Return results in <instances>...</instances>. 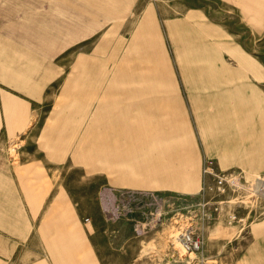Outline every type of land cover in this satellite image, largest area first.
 Wrapping results in <instances>:
<instances>
[{
    "label": "rangeland",
    "instance_id": "rangeland-1",
    "mask_svg": "<svg viewBox=\"0 0 264 264\" xmlns=\"http://www.w3.org/2000/svg\"><path fill=\"white\" fill-rule=\"evenodd\" d=\"M223 4L225 20L214 22L173 0H0L10 33L0 31V143L22 194L0 206V247L9 240L0 264H264V213L251 203L247 223L196 220L201 251L178 238L196 219L187 199L204 156L264 186V165L233 164L249 154L237 147L223 165L210 147L209 133L260 125L251 87L231 86L250 80L264 96V2ZM226 43L256 61L259 79ZM160 70L173 78L177 119L160 101ZM21 81L45 98L17 146L1 95L28 107L32 96L7 84ZM60 138L70 143L58 151Z\"/></svg>",
    "mask_w": 264,
    "mask_h": 264
},
{
    "label": "crops",
    "instance_id": "crops-1",
    "mask_svg": "<svg viewBox=\"0 0 264 264\" xmlns=\"http://www.w3.org/2000/svg\"><path fill=\"white\" fill-rule=\"evenodd\" d=\"M170 1V0H169ZM172 1V0H171ZM176 1V3L179 6L187 7L190 9L195 10H201L205 13V15L209 16L210 19H212L214 22L225 20V13L222 12V6L224 5V0H173ZM264 2V0H262ZM264 6V4H263ZM0 20H2L0 24V31L5 32L6 34L9 33V24L8 19L3 18L0 16ZM141 21L145 25H148L149 21V15L144 14L141 17V20L137 26V31H141L144 29L143 26H141ZM256 21V19H255ZM18 31V30H17ZM23 40L24 35L21 34ZM22 41V40H21ZM23 42V41H22ZM227 44V52L229 55L233 56L235 62L242 68H245L246 70L250 71L252 76L254 78L259 79L260 78V66L256 63V61L248 54H246L241 48H239L236 45L226 43ZM50 65V64H48ZM47 69L51 70L50 66L47 67ZM232 73V72H231ZM157 75L160 76L158 78V85L160 86L161 92L163 91V94L161 96L162 102H164L167 105V116H176V110L178 108V105L176 104V94L173 91V78L172 76L168 75L163 70H160V74L157 73ZM231 78L232 75L230 74ZM230 78V79H231ZM3 81H6L3 79ZM8 85H13L15 90L18 92H21L24 95H30L32 96V103H28V107L26 106L23 99H18L17 97H9L5 94L1 95V113L3 120L7 126V135L6 138L9 139V141H16L17 144L19 143V140L22 139V136L26 134V131L30 127L32 123V119L34 118L35 112H38V107L41 101L44 100L45 95H36L35 92H32V90L27 91L21 82L13 83V82H7ZM257 85L253 84L250 80H245L241 84H238L236 86H231V88H234L235 92H239L241 95H244V91L249 90L251 87L252 93L250 97H252L255 93L257 97L258 102V111L259 113L256 114L254 121H260V125H263V128H258V126L255 124L253 128H245V132H241L242 130L236 129L231 137L223 134L229 140L226 142H222V134L218 132L216 136H212L209 133V141H210V147L214 146V149H218L223 151L222 154H218L220 162L223 165H226L225 155L229 154H238V150L240 152H243L242 155L249 154L251 157H244L240 159H236V161H239L236 163L233 162L235 165H240L242 167L246 168H259L264 165V155L260 156V154L264 153V137L261 138V135L264 134V96L262 93L258 90L256 87ZM247 95L249 96V92H247ZM233 100V99H232ZM250 102H253L254 99L250 98ZM236 101V100H233ZM175 104V105H174ZM105 105V104H104ZM112 118V117H109ZM172 118V117H168ZM248 125V123H247ZM214 130V129H213ZM211 132V131H210ZM244 133V135H243ZM227 134V132H226ZM242 135V136H240ZM249 135V137H248ZM248 141L254 142V146H246L248 145ZM70 141L67 139L60 138L58 142L56 143L55 150H65L67 149V145H69ZM20 144V143H19ZM19 144L17 146H19ZM6 145L4 141L0 143V206L3 204L4 199L7 200V198L10 199V197L14 198L15 192L18 195H22L21 192L18 189V183L16 176L10 171V161L8 160V156L5 154ZM238 147V150H237ZM262 151V152H261ZM59 154V152H57ZM259 154V155H257ZM207 156V155H206ZM204 158V157H203ZM203 161V160H202ZM12 165V164H11ZM202 170V165H201ZM201 182V178H200ZM200 186V184H199ZM24 195V194H23ZM12 202V199L10 200ZM1 209V208H0ZM9 240L4 239V244L0 247V261L4 257L7 258L9 255L8 250ZM16 245H14L15 247ZM257 258L256 256H254ZM261 259V258H258ZM263 259V258H262ZM261 261V260H258ZM262 262V261H261ZM35 264V263H33Z\"/></svg>",
    "mask_w": 264,
    "mask_h": 264
},
{
    "label": "built area",
    "instance_id": "built-area-1",
    "mask_svg": "<svg viewBox=\"0 0 264 264\" xmlns=\"http://www.w3.org/2000/svg\"><path fill=\"white\" fill-rule=\"evenodd\" d=\"M261 177L264 182V176ZM255 184V178L249 180L236 171H226L218 166L214 158L204 156L200 186L187 199L195 207L192 208L195 214L191 216L196 219H191L178 237L184 249L193 252L201 251L204 247V238L197 232L199 228L196 220L203 227L216 217L222 218L227 224L247 223L250 213H245L242 208L248 210L250 203L253 211L264 213V186L257 187Z\"/></svg>",
    "mask_w": 264,
    "mask_h": 264
},
{
    "label": "bare ground",
    "instance_id": "bare-ground-1",
    "mask_svg": "<svg viewBox=\"0 0 264 264\" xmlns=\"http://www.w3.org/2000/svg\"><path fill=\"white\" fill-rule=\"evenodd\" d=\"M158 72H159V70H158ZM158 72H157V73H158ZM121 117H123V116H120V118H121ZM168 117H173L174 119H175V118L177 119V116H175V115H173V116H168ZM52 147H53V146H52Z\"/></svg>",
    "mask_w": 264,
    "mask_h": 264
}]
</instances>
